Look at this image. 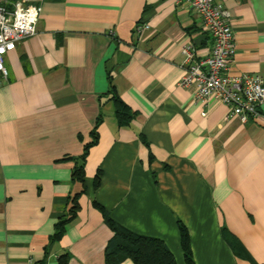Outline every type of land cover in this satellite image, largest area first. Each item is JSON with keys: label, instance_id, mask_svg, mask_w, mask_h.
<instances>
[{"label": "crops", "instance_id": "1", "mask_svg": "<svg viewBox=\"0 0 264 264\" xmlns=\"http://www.w3.org/2000/svg\"><path fill=\"white\" fill-rule=\"evenodd\" d=\"M215 1L230 14L231 73L264 79V0ZM35 28L0 77V264H58L63 254L106 264L102 210L161 239L176 264H186L178 222L196 264H250L246 252L263 263L264 102L241 123L178 85L181 46L193 41L198 57L211 49L197 13L174 0H43ZM108 76L133 112L128 125L117 123ZM99 115L80 182L72 169ZM73 197L76 214L52 240Z\"/></svg>", "mask_w": 264, "mask_h": 264}, {"label": "built area", "instance_id": "2", "mask_svg": "<svg viewBox=\"0 0 264 264\" xmlns=\"http://www.w3.org/2000/svg\"><path fill=\"white\" fill-rule=\"evenodd\" d=\"M43 0H0V77L6 79L5 55L16 42L32 36ZM195 11L199 26L211 40L209 55L198 57L197 47L188 41L180 48L183 74L180 86H191L194 99L213 98L227 106L226 118H237L246 123L255 116L264 102V79L259 73H231L229 64L234 56L235 44L230 14L215 0H174ZM10 4L11 8L6 7ZM142 24L137 29L146 28Z\"/></svg>", "mask_w": 264, "mask_h": 264}, {"label": "trees", "instance_id": "3", "mask_svg": "<svg viewBox=\"0 0 264 264\" xmlns=\"http://www.w3.org/2000/svg\"><path fill=\"white\" fill-rule=\"evenodd\" d=\"M7 1L9 3L16 2V0ZM9 3L5 6L11 8ZM106 94L109 95L110 99L113 101L114 114L118 125H128L133 118V112L117 95L110 76H108V88ZM100 121L101 115L97 117L90 132L92 137L91 141L84 145L83 152L78 158H76L75 166L72 169V178L79 180L80 182L84 180V164L88 149L97 141L96 129ZM99 179L100 173L98 172L94 178L95 188L99 184ZM77 207L76 199L73 197V201L70 203L66 213L60 217L55 224V231L51 237L52 240L58 239L62 235L66 223L74 218ZM102 214L104 221L112 232V235L107 241L104 249V260L106 264H118L124 260H130L133 264H176L172 253L161 239L133 233L114 222L108 216L106 211L102 210ZM178 229L180 233V244L186 264H196L192 256L187 228L184 224L178 222ZM226 240L231 245L232 249L237 252V241L231 236H227ZM245 256L250 264H264V262H256L247 252L245 253ZM67 259V254L59 256L58 264H66Z\"/></svg>", "mask_w": 264, "mask_h": 264}]
</instances>
